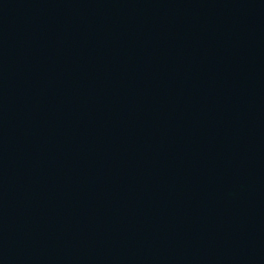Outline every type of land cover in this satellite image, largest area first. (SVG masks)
Listing matches in <instances>:
<instances>
[{
    "label": "water",
    "instance_id": "obj_1",
    "mask_svg": "<svg viewBox=\"0 0 264 264\" xmlns=\"http://www.w3.org/2000/svg\"><path fill=\"white\" fill-rule=\"evenodd\" d=\"M0 264H264V0H0Z\"/></svg>",
    "mask_w": 264,
    "mask_h": 264
}]
</instances>
